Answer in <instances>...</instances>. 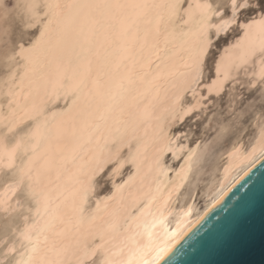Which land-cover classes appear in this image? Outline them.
<instances>
[{"label": "snow or ice", "instance_id": "snow-or-ice-1", "mask_svg": "<svg viewBox=\"0 0 264 264\" xmlns=\"http://www.w3.org/2000/svg\"><path fill=\"white\" fill-rule=\"evenodd\" d=\"M225 153L264 158V0H0V264H162Z\"/></svg>", "mask_w": 264, "mask_h": 264}, {"label": "water", "instance_id": "water-1", "mask_svg": "<svg viewBox=\"0 0 264 264\" xmlns=\"http://www.w3.org/2000/svg\"><path fill=\"white\" fill-rule=\"evenodd\" d=\"M162 264H264V159Z\"/></svg>", "mask_w": 264, "mask_h": 264}, {"label": "bare ground", "instance_id": "bare-ground-1", "mask_svg": "<svg viewBox=\"0 0 264 264\" xmlns=\"http://www.w3.org/2000/svg\"><path fill=\"white\" fill-rule=\"evenodd\" d=\"M242 74L243 73H241V76H245L244 74L243 75ZM194 147L195 146L191 148ZM263 159L264 158L259 157V154H257V156L255 157H247V158L245 157L230 158L227 156L226 153L223 154V160H221V163L218 165L215 176L209 182L207 187L203 190L202 193L203 198L201 200V203H198V197H196V192L193 193V195L195 196V202L193 203V201L191 200L187 201V206L192 208L191 215L187 217L183 215V211L186 205H185V201L182 200L180 202V207L175 209V214L168 219L166 228L160 229L158 227L156 229L158 235L154 237L155 244H163L170 239V237L166 235V232L177 231L178 229L179 230L177 232L178 235L180 233H183V235L180 236V239L175 243V246L172 248V250L165 256L164 260L180 243V241L214 208L212 207V201L213 198L216 196L217 192L220 191V187H223L225 189V195H224L225 197L236 186V184L245 175H247L256 165H258ZM171 161H175V160L171 158ZM166 163L169 167L176 169L179 166V164L182 163V161H179L178 164H176V166H173L171 162L166 161ZM226 169L227 172L225 171ZM133 191H135V189H133ZM13 242L14 240L11 241L9 244ZM143 242L145 244L149 243L147 237L143 238Z\"/></svg>", "mask_w": 264, "mask_h": 264}, {"label": "rangeland", "instance_id": "rangeland-1", "mask_svg": "<svg viewBox=\"0 0 264 264\" xmlns=\"http://www.w3.org/2000/svg\"><path fill=\"white\" fill-rule=\"evenodd\" d=\"M16 15L15 10L13 13L10 15L9 19H12L13 16ZM223 43V42H221ZM243 75V74H242ZM240 83L239 85L237 84L236 92L237 93H244L245 95L247 94L246 92V85H247V77L246 76H241L240 74ZM241 87V88H240ZM240 89V90H239ZM227 101H218L214 107L209 109L205 114L207 115V119H203L201 121L200 125H195L194 128H198L199 130L195 132V134L191 135L190 140L185 141L188 146L193 147L195 146L192 141H197L200 143H206L207 141H210L211 137H213L216 133V131L221 127V126H228L229 125V118H230V112L226 106ZM212 112H215V117H213ZM221 160H223V156H216L213 163L211 166L205 165V171L198 176V194L196 193V197H198V203H201L202 200V193L203 190L207 187L209 182L213 179V177L216 174V169L218 165L221 163ZM167 162H171L173 166H176L179 161H171V156L166 157ZM214 164V165H213ZM213 167V168H212ZM130 169L126 168L125 169V174L129 172ZM117 182L119 181V178H117ZM110 190V185H105V189L103 191ZM198 195V196H197ZM182 201V200H181ZM3 239V240H2ZM2 240V241H1ZM14 238L11 234H8L6 239L4 234H0V257L2 258V247L6 244H9L11 241H13ZM5 243V244H4Z\"/></svg>", "mask_w": 264, "mask_h": 264}]
</instances>
